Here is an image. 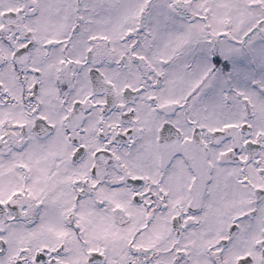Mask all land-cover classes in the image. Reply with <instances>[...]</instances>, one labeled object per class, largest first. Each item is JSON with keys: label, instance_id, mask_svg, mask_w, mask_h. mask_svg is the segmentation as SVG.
I'll use <instances>...</instances> for the list:
<instances>
[{"label": "snow or ice", "instance_id": "obj_1", "mask_svg": "<svg viewBox=\"0 0 264 264\" xmlns=\"http://www.w3.org/2000/svg\"><path fill=\"white\" fill-rule=\"evenodd\" d=\"M0 264H264V0H0Z\"/></svg>", "mask_w": 264, "mask_h": 264}]
</instances>
